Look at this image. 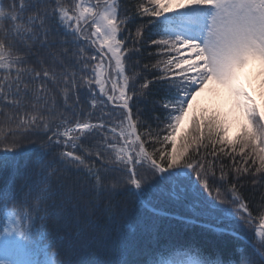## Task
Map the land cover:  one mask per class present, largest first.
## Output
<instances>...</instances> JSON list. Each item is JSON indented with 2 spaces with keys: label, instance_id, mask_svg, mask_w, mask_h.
<instances>
[{
  "label": "snow or ice",
  "instance_id": "6c2138e0",
  "mask_svg": "<svg viewBox=\"0 0 264 264\" xmlns=\"http://www.w3.org/2000/svg\"><path fill=\"white\" fill-rule=\"evenodd\" d=\"M256 61L264 0H0V264H264V106L239 83ZM211 84L240 135L193 117L178 146ZM120 195L147 211L139 231ZM165 216L231 238L229 257L162 232ZM173 249L187 258H159Z\"/></svg>",
  "mask_w": 264,
  "mask_h": 264
},
{
  "label": "trees",
  "instance_id": "16d2710c",
  "mask_svg": "<svg viewBox=\"0 0 264 264\" xmlns=\"http://www.w3.org/2000/svg\"><path fill=\"white\" fill-rule=\"evenodd\" d=\"M3 2L5 5H7L8 0H3ZM143 59L145 62H153V63L155 62L154 60L148 57L147 53H145ZM260 105L264 106V97H261ZM197 113H192L191 114L192 116H189L188 118L185 119V122L183 123L181 130L179 131V133H177L178 146H179V138L188 133V130L191 125V120L193 117L199 118L201 116L207 117L212 115V114L207 115L205 113H199V114ZM145 114L149 117L152 115L150 111V106L145 109ZM240 133L241 131H239V133L234 137V139L238 137ZM26 147H31V145H26ZM69 179L70 180L74 179V177L69 175ZM193 179H195V177H193ZM22 182H23V177L18 175L17 183H22ZM250 189H251V185H246L244 189L245 195L250 196ZM205 195L207 194L205 193ZM258 199H259V195L257 194L255 200ZM116 200L121 203V206L126 207L128 209V214L125 219V230L128 232H132L134 230L139 231L142 223L144 222V218L147 215V211L139 209L134 199L130 196L120 195L116 197ZM158 206L163 211L171 214L172 216L189 214V210L185 205L176 203L165 195H161L159 197ZM103 223L104 221L102 219L101 225H103ZM159 225L161 231L166 234L172 236L179 235L181 239L187 238L188 240H191L193 242L191 246L199 249L206 256L212 258L218 257L220 259H225L229 257V253L233 245V241L231 240V238L221 237L220 234L217 232L201 229L198 226L187 228L178 221L171 220L166 216L161 217L159 219ZM246 234H247L246 230H242L241 236L243 237ZM62 250L64 254L67 255L68 249L66 244L63 246ZM52 251H55V249H53ZM159 258L171 260V259H185L187 257L178 255L177 249H173L171 252H164L162 256Z\"/></svg>",
  "mask_w": 264,
  "mask_h": 264
},
{
  "label": "rangeland",
  "instance_id": "374dc122",
  "mask_svg": "<svg viewBox=\"0 0 264 264\" xmlns=\"http://www.w3.org/2000/svg\"><path fill=\"white\" fill-rule=\"evenodd\" d=\"M239 83L260 104L261 97H264V65L258 61L250 63L240 74ZM192 113L218 115L224 122L229 139H234L244 124L234 108L231 92L216 84L209 85L196 98L189 116H192Z\"/></svg>",
  "mask_w": 264,
  "mask_h": 264
}]
</instances>
